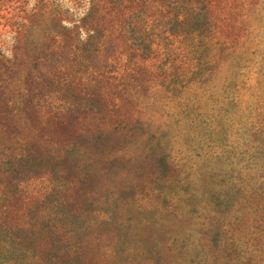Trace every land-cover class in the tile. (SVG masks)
I'll list each match as a JSON object with an SVG mask.
<instances>
[{"label": "rangeland", "instance_id": "obj_1", "mask_svg": "<svg viewBox=\"0 0 264 264\" xmlns=\"http://www.w3.org/2000/svg\"><path fill=\"white\" fill-rule=\"evenodd\" d=\"M135 2L142 0H97L94 8L89 0H0L5 58L29 18H59L71 29L91 11L89 18L102 22L105 37L96 40L91 62L71 72L80 120L68 122L71 113L54 93L39 95L37 112L51 130L64 123L78 137L85 115L127 110L138 117L140 145L126 148L104 176L77 184L94 192L83 210L95 221L88 232L93 261L264 264V0H150L127 17ZM128 18L149 25L142 50L130 46L131 36L122 42L119 27ZM86 38L81 30V41ZM55 44L48 35L32 44L51 50L34 77L39 72L46 91L52 88L48 67L69 53L66 44ZM88 100L95 110L85 108ZM50 188L46 171L21 183L29 199ZM219 246L226 256L215 251Z\"/></svg>", "mask_w": 264, "mask_h": 264}, {"label": "trees", "instance_id": "obj_2", "mask_svg": "<svg viewBox=\"0 0 264 264\" xmlns=\"http://www.w3.org/2000/svg\"><path fill=\"white\" fill-rule=\"evenodd\" d=\"M149 1L135 2L127 17L136 16ZM89 2L94 8L97 0ZM190 2L202 4V0ZM113 3L119 7V2ZM91 14V11L86 13L71 29L59 18H48L44 22L29 18L19 27L11 56L0 55V264H99L93 261L97 257L92 248L94 237L88 235L95 221L86 220L83 212L88 210L94 192L81 191L77 184L104 176L109 166L123 160L126 148L140 145L141 140L136 139L134 131L138 117L129 116L127 110L125 115L116 117L85 115L83 134L76 137L64 129V123L60 124V131L51 130L49 122L37 112L39 95L54 93L61 108L71 113L68 122L80 120L83 107L73 97L76 88L71 83V72L76 64L91 62L96 40L105 37L102 22L89 18ZM183 14L187 16L186 12ZM117 21L114 25L118 28ZM148 26L134 18L123 20L119 27L124 37L122 42L128 43L131 36L130 46L142 50ZM81 30L87 35L84 41L80 39ZM39 35L51 36L54 44L56 42L54 48L63 43L69 48L68 58L48 67L52 88L47 91L46 81L41 82L39 72L34 80L39 61L51 56L49 48H46L48 52H40L32 46ZM60 82H66V86L59 88ZM136 96L135 105L139 102V93ZM88 101L85 108L95 110L94 103ZM147 150L153 152L154 148L148 146ZM129 158L133 162L137 160L135 155ZM43 171L48 173L50 190L41 196L26 198L21 183L41 176ZM259 248H264V244ZM224 250L225 246L215 249L226 256Z\"/></svg>", "mask_w": 264, "mask_h": 264}]
</instances>
